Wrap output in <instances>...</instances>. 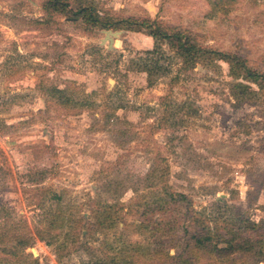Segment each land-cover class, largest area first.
Listing matches in <instances>:
<instances>
[{
    "label": "rangeland",
    "instance_id": "1",
    "mask_svg": "<svg viewBox=\"0 0 264 264\" xmlns=\"http://www.w3.org/2000/svg\"><path fill=\"white\" fill-rule=\"evenodd\" d=\"M46 1L0 0V264H264L260 247L184 239L195 218L264 239V90L239 103L228 64L179 58L149 85L132 59L150 35L110 28L122 32L109 48V29ZM68 1L157 19L264 72V0ZM166 190L177 204L145 214ZM107 203L102 228L94 210Z\"/></svg>",
    "mask_w": 264,
    "mask_h": 264
},
{
    "label": "trees",
    "instance_id": "2",
    "mask_svg": "<svg viewBox=\"0 0 264 264\" xmlns=\"http://www.w3.org/2000/svg\"><path fill=\"white\" fill-rule=\"evenodd\" d=\"M68 0H47L45 9L48 11H56L61 13L73 12L74 20L81 19L84 22L99 28H114V29H129L135 31H144L154 39L153 48L146 49L139 53V56L132 59L133 65L138 71L145 72L148 76L149 85H153L156 78L166 75L172 70L171 61L179 58L184 69H194L201 61H223L229 66V74L237 80L232 85L231 93L242 103L247 100H254L259 91L264 90V72L251 67L248 60L243 56L228 52L208 48L199 43L195 36L186 32L176 26L166 25L157 19L150 17L139 18L135 16H128L124 18H115L108 13H102L98 7L91 2L80 3L75 10H69ZM171 60V61H170ZM168 61V62H167ZM179 80V75L173 77L170 85V90H174V86ZM257 86V89L253 87ZM53 95L58 97L60 101L73 102V99L68 96L65 89L55 87L53 88ZM122 105H119L120 108ZM166 196L157 199L156 206L147 205L145 214L166 213L173 205L177 204L178 199L175 198L173 192L165 191ZM185 198L184 195H181ZM162 200L164 203H162ZM162 203V205H161ZM112 204H105V206L97 207L94 210L97 217L98 226H105L109 217L114 215ZM188 217V216H187ZM168 226L167 221H160V226ZM253 227H258L255 223ZM225 233L213 231L208 223L199 222V219H193L184 228L185 232V248L191 246L192 243L200 248L213 246V250L219 251H252L256 247H260L259 252L264 254V239L254 238L242 233V223L236 222L232 227H226ZM220 233V234H219ZM218 235L219 242H224V247H219L218 241L214 240ZM221 239V240H220ZM181 257L183 264H192L189 257ZM177 258V257H176ZM114 259V257H113ZM106 262V261H105ZM104 262V264H105ZM181 263V264H182Z\"/></svg>",
    "mask_w": 264,
    "mask_h": 264
},
{
    "label": "water",
    "instance_id": "3",
    "mask_svg": "<svg viewBox=\"0 0 264 264\" xmlns=\"http://www.w3.org/2000/svg\"><path fill=\"white\" fill-rule=\"evenodd\" d=\"M121 32L122 31H113L112 29L105 30L106 37L102 39V42L105 43L106 41H109V48H113L114 37L119 35ZM34 252L36 254V251Z\"/></svg>",
    "mask_w": 264,
    "mask_h": 264
}]
</instances>
